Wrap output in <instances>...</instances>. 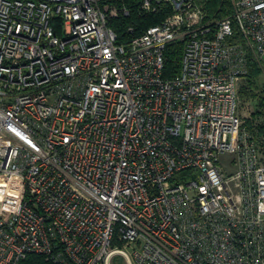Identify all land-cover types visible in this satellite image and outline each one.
I'll use <instances>...</instances> for the list:
<instances>
[{
  "label": "built area",
  "instance_id": "2783aa9c",
  "mask_svg": "<svg viewBox=\"0 0 264 264\" xmlns=\"http://www.w3.org/2000/svg\"><path fill=\"white\" fill-rule=\"evenodd\" d=\"M0 0V264H264V0ZM170 46L178 68L165 75Z\"/></svg>",
  "mask_w": 264,
  "mask_h": 264
},
{
  "label": "trees",
  "instance_id": "16d2710c",
  "mask_svg": "<svg viewBox=\"0 0 264 264\" xmlns=\"http://www.w3.org/2000/svg\"><path fill=\"white\" fill-rule=\"evenodd\" d=\"M206 11V21L220 19L231 14V4L229 0H197ZM117 4H124L129 8L128 16L119 15L110 22V26L115 30L120 38L129 36L128 28H132L130 36H137L150 26L161 23L167 15V9L156 14L144 15L138 11V0H115ZM180 51L177 47L170 46L166 53L165 75L171 76L177 72ZM259 70L254 64H249L247 77L243 80L240 89V98H255L254 89ZM259 105L264 107V97L259 99ZM19 264H54L39 254H29Z\"/></svg>",
  "mask_w": 264,
  "mask_h": 264
},
{
  "label": "rangeland",
  "instance_id": "374dc122",
  "mask_svg": "<svg viewBox=\"0 0 264 264\" xmlns=\"http://www.w3.org/2000/svg\"><path fill=\"white\" fill-rule=\"evenodd\" d=\"M255 98H240L243 126L246 128H258L264 132V107L259 105V99L264 97V80L258 75L254 89Z\"/></svg>",
  "mask_w": 264,
  "mask_h": 264
}]
</instances>
